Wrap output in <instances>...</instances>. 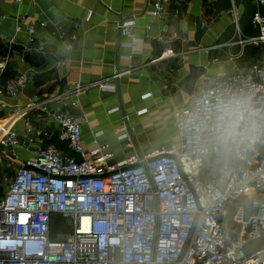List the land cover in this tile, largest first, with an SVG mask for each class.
<instances>
[{
    "label": "built area",
    "instance_id": "built-area-1",
    "mask_svg": "<svg viewBox=\"0 0 264 264\" xmlns=\"http://www.w3.org/2000/svg\"><path fill=\"white\" fill-rule=\"evenodd\" d=\"M144 2L143 16L160 24L169 15L171 0ZM253 2L257 10L251 23L258 34L239 37L235 44L260 48V62L217 77L191 95L172 114L178 144L148 155L134 153L115 164H110L108 145L96 144L86 153L81 123L68 116L62 104L92 88L116 92L108 81L76 84L29 103L26 112L52 120L58 140L71 155L53 146L32 151L26 136L0 125V166L9 155L14 172L0 196V264H264V247L251 256L244 252L249 241L264 243V0ZM231 15L238 30L234 4ZM140 16L110 23L128 40L125 46L132 55L141 51L135 34ZM157 31L152 39L169 49L176 36L165 35L161 25ZM26 32L32 43L34 29L28 26ZM174 56L167 50L162 58ZM6 63L0 61V71ZM26 85V76L13 78L0 87V97L14 99ZM231 96L245 101V125L255 114L259 127L251 139L225 150L217 142L212 117L218 101ZM116 141L123 151L134 148L126 130ZM18 149L32 156L20 161ZM224 153L231 157L225 159ZM243 196L260 197L247 220L239 202ZM235 204L236 212L227 214L226 208ZM53 216H59L65 228L55 239Z\"/></svg>",
    "mask_w": 264,
    "mask_h": 264
},
{
    "label": "crops",
    "instance_id": "crops-1",
    "mask_svg": "<svg viewBox=\"0 0 264 264\" xmlns=\"http://www.w3.org/2000/svg\"><path fill=\"white\" fill-rule=\"evenodd\" d=\"M233 4L238 30L231 15ZM145 7L144 0L0 1V61H7L0 71V87L27 77L26 88L16 98L0 97V125L26 136L32 151L53 146L71 155L57 138L56 124L26 109L29 103L67 92L76 84L108 81L116 92L92 88L70 97L62 109L81 123L85 152L96 144L108 145L113 154L110 164H115L134 153L148 155L178 144L172 114L215 78L244 72L261 60L260 48L235 44L239 37L258 34L251 23L257 10L253 0H171L169 15L160 24L142 15ZM134 15H141L135 29L141 51L132 55L125 46L128 40L110 23ZM159 25L165 35L176 36L169 49L152 39ZM28 26L34 29L32 43ZM167 50L175 56L162 58ZM121 73L125 74L115 78ZM42 80L46 84L36 88ZM123 130L129 132L133 150L123 151L116 141ZM16 155L20 161L32 156L20 149ZM8 160L5 155L0 166L6 172L0 196L14 176Z\"/></svg>",
    "mask_w": 264,
    "mask_h": 264
},
{
    "label": "clouds",
    "instance_id": "clouds-1",
    "mask_svg": "<svg viewBox=\"0 0 264 264\" xmlns=\"http://www.w3.org/2000/svg\"><path fill=\"white\" fill-rule=\"evenodd\" d=\"M254 116L250 114L245 125V101L235 96L221 98L212 117L219 146L227 150L238 140L251 139L259 127Z\"/></svg>",
    "mask_w": 264,
    "mask_h": 264
},
{
    "label": "rangeland",
    "instance_id": "rangeland-1",
    "mask_svg": "<svg viewBox=\"0 0 264 264\" xmlns=\"http://www.w3.org/2000/svg\"><path fill=\"white\" fill-rule=\"evenodd\" d=\"M223 155H224L225 159H229L231 157V155L228 154V153H224ZM205 169H207V168L205 167ZM205 173L208 174L207 171H205ZM4 174H6V172L3 169V170L0 171V180L3 179ZM259 199H260L259 196H252L251 198H248L247 196H243L240 199L239 202L243 203V216H242L243 220H247L248 219V217L251 214L253 202H255V201L259 200ZM237 207H238V204H235L234 206L227 207L226 208L227 214L233 215L236 212ZM246 245L252 247L253 249H256L257 251L264 247V243L261 242V241H249V242L246 243Z\"/></svg>",
    "mask_w": 264,
    "mask_h": 264
},
{
    "label": "trees",
    "instance_id": "trees-1",
    "mask_svg": "<svg viewBox=\"0 0 264 264\" xmlns=\"http://www.w3.org/2000/svg\"><path fill=\"white\" fill-rule=\"evenodd\" d=\"M64 224L61 220V218L59 216H53L52 217V223H51V237L53 239L56 238L57 236V232H59L60 230H64Z\"/></svg>",
    "mask_w": 264,
    "mask_h": 264
},
{
    "label": "water",
    "instance_id": "water-1",
    "mask_svg": "<svg viewBox=\"0 0 264 264\" xmlns=\"http://www.w3.org/2000/svg\"><path fill=\"white\" fill-rule=\"evenodd\" d=\"M46 84V82L44 80L42 81H39L35 84L36 88L37 87H41V86H44ZM257 250L256 249H253L252 247L246 245L244 247V252L247 256H251L252 254H254ZM259 251V250H258Z\"/></svg>",
    "mask_w": 264,
    "mask_h": 264
}]
</instances>
